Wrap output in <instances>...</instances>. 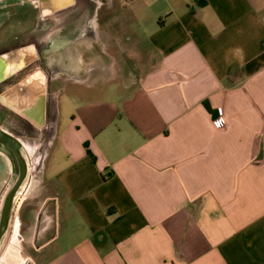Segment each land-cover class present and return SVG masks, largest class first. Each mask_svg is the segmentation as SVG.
<instances>
[{
  "label": "crops",
  "instance_id": "1",
  "mask_svg": "<svg viewBox=\"0 0 264 264\" xmlns=\"http://www.w3.org/2000/svg\"><path fill=\"white\" fill-rule=\"evenodd\" d=\"M33 7L75 14L43 26L47 58L122 60L130 44L143 56L122 80L73 81L85 92L65 105L70 74L52 75L39 127L0 105L29 161L13 235L44 237L16 249L40 264H264V0H0V48L12 25L36 31ZM30 84L14 108L32 107Z\"/></svg>",
  "mask_w": 264,
  "mask_h": 264
},
{
  "label": "rangeland",
  "instance_id": "2",
  "mask_svg": "<svg viewBox=\"0 0 264 264\" xmlns=\"http://www.w3.org/2000/svg\"><path fill=\"white\" fill-rule=\"evenodd\" d=\"M8 15H9V12L6 13V16H8ZM11 17L9 16V20H12ZM10 28H11V31H13V33H15V31H17L18 33L22 34L21 31H24V27L23 26H19V25H12ZM7 35L8 34H6V35L0 34V36H4V37H6ZM132 46H134V48L137 46V51H142L141 50L142 49L141 45H137V44L132 45V44H130V47H132ZM134 48H130L131 50H129V49H127V46L124 45V49H125L126 52H124L125 53L124 54L125 58L122 59V60L111 61V60L105 59L103 57V59H98L97 61H95V60H87V61H85V60H77L76 59V60H74V62H73V60H71L72 59L71 57H70V59L67 58L65 60L57 59V56H61V53L57 54L55 52V50L53 49L54 54H52V55L55 57V59L53 60L51 58H46V64H47V66L49 68H51L55 78H57V76L59 75L58 76L59 80H56V81H59L60 83H62L61 79H62L63 74H70V75H65L66 82L64 83V85H65L66 88H64L62 90L61 89L59 90V92H58L59 96L57 97V100L59 98V101H60L61 105H63L64 102H66V100H68L67 98L64 97L65 96L64 94L72 95V94H75L78 91L85 92V90L83 89L84 86H79V85L73 84V81H76V80H78L79 82H85V83H87V85H89V84H93L94 80L97 79V85H101V86L105 85L108 81H110L111 78L122 80L123 77H124L123 76V71H124L125 65L132 66V68L136 69L138 67V65H139L138 63L141 62V59H142L143 55H141V54L138 55L137 51H135ZM127 51L128 52H132V54L130 53L131 55H128ZM44 55H45V57H47L48 53H45ZM75 55H77V54H75ZM65 56H67V55H65ZM137 56H139V57H137ZM132 57L134 59H131ZM3 60L4 61L2 62L1 68L2 69L3 68L9 69L8 68V61H6V60H8V58L7 59L3 58ZM112 64H113V71L117 72L116 75H113L112 72H111L110 66ZM17 72H20L18 74L20 76L18 78V80L29 81V83H33L34 90L40 89L38 87V81H37L36 77H33L31 74H29L26 71V69H21V71H20V69H18ZM111 74H112L113 77L111 76ZM9 83H11V82L8 81L5 84L7 85ZM76 86L80 87V89H77ZM87 89H89V88H87ZM61 91H62V93L60 94ZM0 93H3V92H0ZM83 94H85V95H82V93H80V97L81 98L83 97L84 99H87L88 98V96H87L88 94H86V93H83ZM108 94H109V92L107 91L105 95L108 96ZM49 95L46 96L45 99H48ZM89 96L90 97H94V93L90 94ZM29 98L33 100V103H32L33 105H32V107L29 108L31 113H32L31 115H34L35 117L40 116V112H42L41 108H40V105H41V93L40 92H34L33 95L31 97H29ZM6 99H7L8 103H10L11 99H13L12 98V93L10 95H8ZM18 105L19 104H17V107L19 109H23L24 110V108H20V106H18ZM50 110H53V109L50 108ZM61 114H62L61 116H63L62 110H61ZM5 131H7V130H5ZM0 149L2 150V151H0L1 153L5 152V154H6L5 155L3 153L6 156V158L0 156V199H1L3 197V194L5 193V191H7L12 186V184H13V182L15 180L16 173L13 174V175H9L10 171H9L8 166H7V162L9 163V161H6V160H7L8 157L10 159H12L13 156L5 148L1 147ZM51 161H52V158L50 159L49 163ZM16 171H17V169H16ZM40 192H41V190H40V188H38V191L34 195L35 196L40 195ZM39 199L40 198H38V200ZM31 201H32V197L27 199V201L24 200L19 206L20 209H22L25 206L26 203L31 202ZM40 227H41V225H40ZM54 227H55V225H54ZM23 229L24 228L22 227V231H21V235L22 236L21 235L18 236V238H20L21 241H22L23 247H25V243H27L28 247H30V248L32 246L34 248H36V247L39 248V244L42 242V239L44 237L41 238V237L38 236V237H34L36 239H32V237H31L29 232H28V235L24 234ZM50 229L52 230V226L50 227ZM50 235L51 234H49L48 237ZM18 238L16 237L15 232H14V235H13L12 240H11V244L9 245V247L6 250L5 254L3 255V257H2V259L0 261V264H19L20 260H21L20 264H32V263L40 264L41 259L44 256V253H42L41 251L38 252L37 251L38 249L35 250L34 252H31V253L30 252H26V251L25 252L23 251L22 253H20L16 249L17 248L16 243L18 241ZM53 246H55V244ZM28 255L30 257H28Z\"/></svg>",
  "mask_w": 264,
  "mask_h": 264
},
{
  "label": "flooded vegetation",
  "instance_id": "3",
  "mask_svg": "<svg viewBox=\"0 0 264 264\" xmlns=\"http://www.w3.org/2000/svg\"><path fill=\"white\" fill-rule=\"evenodd\" d=\"M34 8V19H33V23L36 24L37 29L34 33H32V29H29V31L27 32H23L22 34L17 35L16 37L12 38L7 44L9 46H13V48L8 49V47H3L0 48V85L1 83L5 80V79H9L11 76H14L16 71L18 69H26V71L31 74L33 77H36L37 81H38V87L40 88L39 91L41 93V111H44L45 108H43L42 110V103H43V98H45L46 96H48L50 93L49 88H50V84H51V77L53 75V72L51 70V68H49L46 64V58L45 57V46H44V32H43V26L45 24H48L49 22H53V18H57V19H62L63 18V23H69L72 24L75 14L74 12H70V11H60L59 13H57L55 11V13H52L51 15H43L44 10L42 7H33ZM67 21V22H66ZM44 36V37H43ZM33 39L35 40L34 42ZM15 57L17 59H15V61L17 63L16 66L6 70L1 68L2 62L5 60H3V58H8V57ZM15 68V69H14ZM16 70V71H15ZM47 71V72H46ZM25 85H31L29 83V81H21L19 84L15 85V86H11L9 87V89H7L4 92V88L5 86L1 85L0 88L3 89V93H0V105L3 104L4 106L11 108V110H13L14 112H17L18 115H21V118L23 119L24 123L27 124V122H31V116L30 114L31 111L28 108L23 109H18V108H14L12 105V103H8L7 101V96L10 95L11 93L14 92V90H16L18 87H22ZM2 92V91H1ZM12 100V99H11ZM51 98L48 97V100L50 102ZM45 103V102H44ZM45 107V106H44ZM42 112H40V116H37L35 118H33L34 122L33 124L36 125V127H39L42 123V121L44 120V116L41 114ZM48 118L52 119L55 118L56 116V110H49V112H47ZM3 133H5L6 135L13 137L11 135V133H9L8 131L2 130L0 129ZM14 138V137H13ZM1 147L5 148L6 150L9 151V153H11V155L13 156V160L10 159L9 157L7 158L6 161H9V163L7 162V166L10 170L9 175H13L16 173L15 176V180L13 183H15V181L17 180L18 177V164L17 161L12 153V151L10 149H8L5 146L0 145ZM0 147V148H1ZM0 151H2L0 149ZM1 153V152H0ZM5 154V152H3ZM3 153H1L0 156L5 157L6 158V154L4 155ZM22 153L24 155V157L26 158L27 163H29L27 156L25 155L23 148H22ZM17 169V171H16ZM28 170V167H27ZM25 182V181H24ZM23 185V184H22Z\"/></svg>",
  "mask_w": 264,
  "mask_h": 264
},
{
  "label": "water",
  "instance_id": "4",
  "mask_svg": "<svg viewBox=\"0 0 264 264\" xmlns=\"http://www.w3.org/2000/svg\"><path fill=\"white\" fill-rule=\"evenodd\" d=\"M66 5L59 6L58 9L65 8ZM44 103H42V110ZM44 116V111L41 113ZM44 121V120H43ZM42 124V123H41ZM0 145L10 149L17 161L19 172L15 183L5 191L0 199V261L11 244L13 237L12 218L17 204L21 201L23 192L21 186L27 178L28 163L22 153L21 144L13 137H10L0 130Z\"/></svg>",
  "mask_w": 264,
  "mask_h": 264
},
{
  "label": "built area",
  "instance_id": "5",
  "mask_svg": "<svg viewBox=\"0 0 264 264\" xmlns=\"http://www.w3.org/2000/svg\"><path fill=\"white\" fill-rule=\"evenodd\" d=\"M212 126L216 129H222L225 127L226 122L224 119V112L221 108L217 109L216 115L212 118Z\"/></svg>",
  "mask_w": 264,
  "mask_h": 264
},
{
  "label": "trees",
  "instance_id": "6",
  "mask_svg": "<svg viewBox=\"0 0 264 264\" xmlns=\"http://www.w3.org/2000/svg\"><path fill=\"white\" fill-rule=\"evenodd\" d=\"M88 155H89V153H88Z\"/></svg>",
  "mask_w": 264,
  "mask_h": 264
}]
</instances>
